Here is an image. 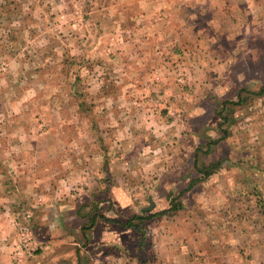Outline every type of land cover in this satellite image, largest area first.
I'll return each mask as SVG.
<instances>
[{
  "label": "crops",
  "instance_id": "1",
  "mask_svg": "<svg viewBox=\"0 0 264 264\" xmlns=\"http://www.w3.org/2000/svg\"><path fill=\"white\" fill-rule=\"evenodd\" d=\"M121 4L120 10L113 6L100 12L112 15L110 18L107 15L108 23L101 21L102 17H98L96 21L85 17L87 20L81 27L89 26L93 30L99 27L101 31L102 26H108L112 21L109 28L122 30L123 41H127L126 47L119 52V45L112 35H107L103 44L101 38L96 40V32H93L89 35L90 40L86 41L89 43V58L84 59L88 58L90 68L97 67L102 76L107 75V72L111 74L116 86L121 88L117 91L124 93L123 96L126 93L130 95L131 90H134L135 93H143L145 101L135 102L129 100L128 96L129 102L124 97L110 103L107 113L118 110L117 118H106L104 122L102 119L96 125L107 127L104 132L109 134L103 137L113 136L114 140L109 145L110 153L116 145L124 151L127 143L142 142L140 153L148 159L142 169L146 175L153 174L154 180H141L142 183L136 189L130 187L127 180H124L127 179L124 153L120 151L121 162L116 158H109L110 153L105 148L98 147L97 133H92L89 129L82 132L81 101H68L57 105L55 100L44 98V95L50 94L49 83L53 78L58 79V84H67L66 81L74 73L73 66L78 64V68L82 67L79 57H76L77 63L70 62V65H65L67 72L64 70V75L60 73L53 76L49 71L50 66L43 67L44 53H36L34 60L40 62V67L27 71L28 74L31 71L28 79L36 78L35 85L28 87L20 96L18 85L24 83L23 78L12 71L10 64H7L8 68L0 66V72H3L0 76L6 71L9 74L14 73L15 76L9 87L8 103L2 105L0 101V111L2 108L9 109L7 119L0 114V264H145L139 258L129 257L133 250V246L127 244L130 242L129 238L132 234H139L132 228H125L123 224L136 215L128 212L129 207L134 209L143 206V212L144 207L151 202L156 210L180 206L179 210L170 212L169 219L173 222L166 231L158 226L151 234L155 241L159 240L153 250L164 261L156 264H264V152H260V155L257 151L243 153L234 143L230 149L237 150L236 152L228 148L227 151L210 155L205 145H201L204 146L201 150L185 147L184 143L181 145L183 140H189L191 145L197 141L204 142L209 136L207 133L206 136L203 135L204 126L207 125V121L203 119L208 104L206 96L198 97L197 100L185 99L187 102L181 105L180 112L185 113L188 124L193 125L186 133L178 131L177 127L184 124L178 114L170 120L157 116V108L162 102L160 97L167 99L164 90L166 82L167 89L170 86L167 76L175 77L178 83H182L183 79L188 80L187 84H190L189 89L193 93H215V90L211 91V83L215 80H208L213 77L221 83L217 93L233 91L239 94L237 90H241L240 83L234 88L237 70L235 64L241 58L236 53V48L255 34L252 24L247 25L249 29H244V33H241L242 30L236 33V29L232 27L229 28L231 31L221 35L217 29H213L214 20L208 21L211 30L206 35L202 33L196 36L201 38L196 48L192 42L187 54L178 49L161 57L158 55L161 45L160 48L156 46L155 38L144 40L138 36L139 30H150L143 27L145 21H142L146 17L144 15L150 11V4L139 6L137 12L131 11L132 7L129 9L123 1ZM51 10L54 8L41 7V20L36 25L14 19L9 28L17 30L13 32L14 35L18 37L21 34L18 39L23 42L28 39L24 31L37 27L41 30V42L46 44L47 41L48 44L50 22L46 18ZM94 10L91 8L87 14ZM22 12L27 16L31 9L24 8ZM130 13L133 14L132 17ZM193 16L192 12L191 17ZM135 25L137 29L134 28ZM221 25L224 26L222 23ZM150 26L151 30L158 29L152 24ZM9 40L6 48H3L5 45L0 46V63L12 60L13 55L10 52L13 51L11 45H14V37ZM231 44L234 49L230 50ZM7 49H10L9 53ZM30 52L29 60H33V53ZM244 59L246 56L241 60ZM117 61L119 70L111 73L107 64ZM48 62L46 59L47 64ZM153 62H162L161 67L167 72H160V66L155 67ZM54 71L59 72V69ZM102 76H99L97 83L103 80ZM122 81H131L132 85L127 84L130 82L122 85ZM75 85L74 81L68 84V91L72 90L73 99H78ZM61 87V94H66V89ZM119 87H114L106 94L116 93L115 90ZM130 88L132 89L129 91ZM92 92L95 100L90 101V106L98 108L100 90L95 88ZM36 94L43 96L34 99ZM0 98L4 99L2 95ZM133 105L134 110L142 111L146 115L134 121H130L129 117L122 120L124 114L120 112ZM36 106L39 107L33 110L37 111L36 116L21 119L23 112L18 113L20 109L30 108L27 111L31 112ZM45 110L54 112L44 117L41 113ZM146 110L152 112L147 118ZM211 118L213 116L208 117V123ZM164 124L167 127L165 133L162 132ZM196 127L200 132L195 131ZM162 138L169 140L170 144L160 147ZM248 154L249 158L255 156V160H250L249 164L245 160ZM238 156L241 159L237 161ZM227 161L230 164L241 162V166L225 167L220 164L212 173L206 174L209 162L217 164ZM163 163L174 167L170 172V169L165 172ZM144 176L143 174L142 178ZM134 190L137 195H133ZM245 198L249 200L250 208L254 211L252 214L230 213L227 210L231 205H241L246 201ZM215 200L220 205L218 209L223 208L220 213H209L211 209L202 211L207 202ZM116 207L117 215L113 216V208ZM124 211L126 214L123 215ZM27 215L30 216L28 225L34 237L30 244L33 256L29 260L17 262L13 254L14 246L21 241L20 230ZM141 215L143 214L137 216ZM149 224L146 223L145 232ZM165 243L163 247L162 244Z\"/></svg>",
  "mask_w": 264,
  "mask_h": 264
},
{
  "label": "rangeland",
  "instance_id": "2",
  "mask_svg": "<svg viewBox=\"0 0 264 264\" xmlns=\"http://www.w3.org/2000/svg\"><path fill=\"white\" fill-rule=\"evenodd\" d=\"M122 1L125 3V5L129 6V9L132 7L131 11L139 10V6L145 7L150 4L148 6L150 7V11L146 15H144L146 17L142 19V21H145L143 27H148L150 30L141 29L138 31V36H140V38L144 40L155 38L156 46L160 48L161 45V49L158 53V55H161V57H164L167 54H171L178 49H181V53L182 51H184V53L187 54V51L189 52L191 49L189 45L192 46V42L193 47L196 48L198 42L201 39L196 36L201 35L202 33L206 35L208 34V30H211L209 27L210 25L208 26V21L214 20V24H212L213 29H217L221 35H224L226 32L231 31L229 30V28L232 27L236 29L234 30L236 31V33H239L241 30V33H244V29H249L247 25L252 24L251 28L254 29L252 31L253 33L255 32V34H253L252 38L249 37L246 43H242L239 45L240 47L236 48V53L239 54L241 58L239 62L235 64V68L237 70L235 78L236 83L234 88H236V86H238V83H240L241 90L238 89L237 91H239L241 97L240 101L242 103L239 106L232 107V110L229 113L228 111L224 112V117H228L226 121L222 116H217V111L218 109H220V106H222L221 104L223 102H236L238 99V94L233 91L232 93L226 94L217 93V89L219 90V85H221V83L213 77H209L208 80L211 82L215 80V82L211 83V86L213 87L211 91L215 90V93L210 92L209 94L205 95L201 92L193 93L192 90L189 89V87L191 88L190 84H187L188 80L185 81L183 79L182 83H178L175 77L172 78L167 76L166 80L168 78L170 79V86H168L167 89L168 82H166L167 85L164 89L166 90L165 96H167V99L160 97L162 98V100H160L162 102L161 106L157 108V116L162 117L166 120H170L174 116H176V114H178L179 118H181L184 122V124L182 123L181 126L177 127L178 131L186 133V131L192 129L193 125L188 124L186 114L180 112L181 105L185 104L187 102L186 100H197L198 97L206 96L208 104L205 107V116H203V119L207 121V125L204 126L205 131L203 132V135L206 136L205 133H207L209 134V138L207 137L206 139H204V142L197 141L198 143H192V145L189 140H183L181 141V145L182 143H184L185 147L189 146L190 149H194L196 147V149L200 150L204 148V146L201 145H205V147L207 148L206 151H209L210 155L213 153L216 154V152L227 151L228 148L229 150H231L230 146L234 143L236 144V148L238 150H241L243 153L257 151L258 155H260V152H264V0H0V46L5 45V47L3 48H6L7 43H10V37H14V40L12 41V44L14 45H11V49L13 51L10 52L13 55L12 60L10 62H1L0 66L5 68L7 67V64H10L12 71L18 77L23 78L24 83L22 85H18V96H20L21 93L25 92L28 87H33L35 85L36 78L32 77L28 79L27 77L30 76L31 71L30 74H28L27 71L28 69L40 67V62L34 60L36 59V53H41V51L44 53L43 67L45 68L47 65L50 66L49 71L53 76L59 75L60 73L64 75V70L65 72H67V70L65 69V65H70V62L77 63L76 57H79L84 61L83 62L79 59L81 63L80 65L82 67L78 68V64L77 66H73L74 73L72 72L73 74L70 75L72 77L68 81H66L67 84H64L62 82L61 84H58V79L53 78L52 82L49 83L51 87L50 94L44 95V98L49 97L52 100H55L57 105L59 103H65L68 101L70 103H80L81 101L82 104L80 117L82 120V132L84 133L89 129L92 133H97V144L99 149L105 148L107 153H110L109 145L110 142L114 140V138L113 136H111L110 138L103 137L105 134H109L108 132H104L105 130H107V127L96 125V123H99L102 119H104L102 121L104 122L106 118H117L119 114L118 110L112 111L111 114L107 113L110 103L118 101L119 99H123L124 97H126L127 102H129L127 98L128 96L129 100H134L135 102L145 101V98L143 93H135L134 90H131L132 88L129 89V91L131 90L130 95L126 93L125 96H123L124 93L121 94L120 91H117L121 90V88L119 87V85L116 86L114 82L115 79L111 74H108L107 72V75L102 76L103 74L101 75V72L97 67L90 68L88 64L89 50L87 49V47L89 43H87L86 41L90 40L89 35L93 32H96V40L99 41V39L101 38L103 44H105L107 35H112L116 39L115 42L119 45L117 50L121 52V50L124 49V47H126L127 45V41H123L124 35L121 32L122 30L118 28L110 29L109 27L111 26L112 21L110 25L102 26L101 31H99V27L97 30H93L92 28L89 29V26L83 28L81 27V25L87 20L85 19V17H89L93 21H96L98 17H102L101 21H105L108 23V13L100 12L103 10L105 12V9L113 6L115 9L120 10ZM46 6L54 8V10H51L49 12L46 18L50 22L48 44L47 41L46 44L41 42V30L37 27H31L29 31H24L26 32V37L30 41L28 39H25L23 40V42H21V40L18 39L21 37V34H19L18 37L16 34L14 35L13 32H16L17 30H11L9 28V24H11L13 22L12 20L15 19L19 22L25 21L28 24L36 25V23L40 22L41 20V18L39 17L41 7ZM24 8L31 9V13L25 16V13L22 12ZM91 8L93 10L95 8V10L92 13L87 14L91 10ZM6 11H8L7 14ZM192 12L194 13L193 17H191ZM86 14L88 16H86ZM111 16L112 15H108V18H110ZM132 16L133 14L130 13V17ZM185 20H187L188 22L185 23ZM189 21H191L193 25ZM204 23L207 24L205 25ZM221 23L224 26H222ZM99 24L100 23H98V25ZM151 24L155 27V29H158L151 30ZM231 24L233 26H230ZM134 28L137 29V26L135 25ZM45 31L46 30L44 29V34ZM214 31L215 30H213V32ZM246 31L249 32L250 30ZM185 42H187L188 44ZM81 44L83 46H81ZM3 48L1 47V49ZM229 48L231 50L233 48V45L231 44ZM9 50L10 49H7L8 53ZM30 51H32L33 53V60H29V58L31 57ZM245 56L246 59L241 60ZM84 57L88 58L84 59ZM46 59H48L49 61L48 64L46 63ZM152 64L155 67L159 65L160 72H167V70L161 67L162 62H153ZM107 66L109 67V71L111 73H113L114 70H119L118 61L117 63L107 64ZM100 68L102 69L103 67L100 66ZM54 69H59V72H55ZM6 72H4V74L0 76V96L2 95V97L4 98H0L2 105H4V103L5 105L8 103L9 87L12 85V82L15 79L14 73L9 74ZM22 72H24L25 74H21ZM97 72H99V75L97 74ZM170 73L171 72H169V74ZM76 75H78V77H76ZM99 76H102L103 78V80L101 81L102 83H97V81L99 80ZM75 77L76 80H74ZM127 78L130 77H126V79ZM73 81L76 84L75 87L77 92L75 93H78L77 98L79 100L75 97L73 99L72 96L74 95L72 90L71 92L68 91V84H72ZM159 81L160 80L158 79L157 82ZM126 83L132 85L131 81H122V85ZM61 86L66 89V94H61L62 89H59L62 88ZM114 87H119L115 90L117 91L116 93L112 92L106 94V92L112 91ZM95 88L100 90V95H98V98L100 99L98 108L96 106L94 107V105L90 106V101L95 100L92 92ZM138 88L139 87H137V89ZM3 91L4 93L2 94ZM40 96L43 95L36 94L34 99ZM103 106L107 108H103ZM37 108L39 107L36 106V109H32L31 112H28L30 108L23 110L20 109L18 113L23 112L21 119H29L33 116H36L35 113H37V111L34 112L33 110H37ZM149 108L153 110L151 106ZM134 109L135 107L133 105L131 107L127 106V109H124V111L122 110V112H120L124 114L123 116L121 115L123 117L122 120H124L126 117H129L130 121H134L138 118L142 119L143 116L146 115L142 111H136ZM146 111L147 116L145 118H147L152 113L151 111ZM53 112L54 111L45 110V112L41 113V115L47 117L49 116V113L51 114ZM8 113V108H2V110L0 111L1 117H4L6 119L9 117L6 116V114ZM212 116L213 118L210 119L211 122L208 123V117ZM163 126L164 127L162 128V132L165 133L167 127H165V124ZM199 130L200 129L198 127L195 128V131ZM224 130L228 133L226 136L229 137V139H224L220 141L219 144H210V146L208 147L209 143L217 141L223 136L222 132ZM137 139L141 141L140 138ZM140 144H142V142H135L134 144L131 141L127 143L124 151H122L121 147L118 148V146L116 145L114 146V149L111 151L109 156V158H116V160L121 162L120 151L124 153L123 155L126 160L124 159L123 162L124 164L126 162L124 168L125 172L127 173V179L124 178V180H127L126 183L129 184V186L133 189H136L139 183H142L141 180H144L145 182H148L149 179L154 180L153 174L149 173L146 175V172L142 169L148 159L145 158L142 153H140L142 152ZM169 144V140L162 138V142L159 146L164 147L165 145L168 146ZM231 151L236 152L237 150ZM205 159L206 157L202 159V165L205 163ZM240 159L241 157L238 156L237 161ZM245 160H247V164H249L250 160H255V156L252 155L251 158H249L248 154ZM239 163L230 164V161H227L217 163V166H219L220 164L225 167H231L234 165L241 166ZM208 164L212 165V162H209ZM162 165L164 166L163 170L165 172H168V169H170V172L174 167V165H170V167H168L167 163H163ZM143 174L145 176L142 178ZM246 175L247 174H245L244 177H246ZM116 176L118 177V174ZM210 183H212V179ZM135 191L136 190L132 192L133 195L138 194ZM131 198L132 200L134 199L132 194ZM216 202V200L214 202H207V205H204L202 207V211L211 209L209 213H216L217 211L220 213L223 208L218 209L220 205ZM148 206L149 204L144 208H147ZM233 206L234 205H231L230 208L227 209L230 213L240 212L241 214L248 215L254 212L250 208L251 205L249 203V200H246L241 205H235L234 207ZM142 207L143 206L135 207L134 209L129 207L128 212L131 215H133L134 213L136 215L148 214V216H150V220H148V224H150L148 227H150L151 229L147 227L146 232L144 231V228V232H137L139 235L132 234L130 236V242H128L127 244L133 246V250L130 252L129 257H135L136 259L139 258V260L145 261V264H156L160 262L164 263L162 257H159L158 254H155L153 250V246L158 245L159 240L155 241L151 234L153 233L155 228H158V226H162V230L166 231L173 220L169 219V217L171 216L170 213L161 214L164 210H156L155 207H153L148 212H142ZM109 209L110 207H108V210ZM214 209L215 211H213ZM116 210L117 207L113 208V216L117 215ZM124 214H126V211H124L123 215ZM109 215H112V213H109ZM29 218L30 216L27 215L24 225H28ZM196 226L197 225L195 224V227ZM164 245H166V243L162 244L163 247Z\"/></svg>",
  "mask_w": 264,
  "mask_h": 264
},
{
  "label": "trees",
  "instance_id": "3",
  "mask_svg": "<svg viewBox=\"0 0 264 264\" xmlns=\"http://www.w3.org/2000/svg\"><path fill=\"white\" fill-rule=\"evenodd\" d=\"M264 92V91H263ZM237 101L236 102H233V101H227V102H223L220 106V109H218L217 111V116L220 117L222 116L225 121L228 119V117H224V112H227L228 113L232 110V107H235V106H239L242 102L240 101V94L237 95ZM223 133V136L219 139V141H222L224 140L227 136V132H225V130L222 132ZM218 142L217 141H214V142H211L209 143L208 147L210 146V144H216ZM217 167V164H212L209 166V170L206 172V174H210L213 172V169ZM180 209V206L179 205H175L174 207H170L168 210H164L161 214H166V213H170L172 211H175V210H179ZM171 214V213H170ZM150 216L148 215H141V216H133L129 221H127L126 223L123 224V226L125 228H132L134 229L136 232L138 233H142L144 232V228H145V225L146 223L148 222ZM143 235V234H142Z\"/></svg>",
  "mask_w": 264,
  "mask_h": 264
},
{
  "label": "built area",
  "instance_id": "4",
  "mask_svg": "<svg viewBox=\"0 0 264 264\" xmlns=\"http://www.w3.org/2000/svg\"><path fill=\"white\" fill-rule=\"evenodd\" d=\"M21 241L14 246V256L17 262L29 260L33 256L30 244L34 241L33 234L28 225H22L20 230Z\"/></svg>",
  "mask_w": 264,
  "mask_h": 264
},
{
  "label": "water",
  "instance_id": "5",
  "mask_svg": "<svg viewBox=\"0 0 264 264\" xmlns=\"http://www.w3.org/2000/svg\"><path fill=\"white\" fill-rule=\"evenodd\" d=\"M154 207L153 203L151 202L147 208L144 209L145 212L150 211Z\"/></svg>",
  "mask_w": 264,
  "mask_h": 264
}]
</instances>
